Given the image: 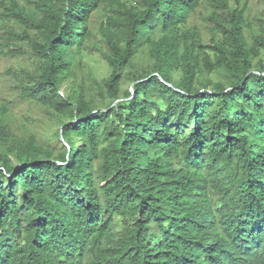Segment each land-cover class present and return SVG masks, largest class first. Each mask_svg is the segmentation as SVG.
<instances>
[{"label":"trees","instance_id":"obj_1","mask_svg":"<svg viewBox=\"0 0 264 264\" xmlns=\"http://www.w3.org/2000/svg\"><path fill=\"white\" fill-rule=\"evenodd\" d=\"M249 2L0 0V264H264ZM21 102L63 151L15 126Z\"/></svg>","mask_w":264,"mask_h":264},{"label":"rangeland","instance_id":"obj_2","mask_svg":"<svg viewBox=\"0 0 264 264\" xmlns=\"http://www.w3.org/2000/svg\"><path fill=\"white\" fill-rule=\"evenodd\" d=\"M250 6L255 8V0H250ZM89 62L94 64L99 73L105 72L106 68L101 59L94 55H90ZM10 65L4 59H0V72L4 71ZM6 79L0 76V92L4 91ZM131 88V83L126 78L122 81V90ZM14 120L16 127H24L28 133H34L38 140L45 146L54 149L57 152L64 150L62 138L59 136L61 124L43 115V110L40 107L28 103H19L14 110Z\"/></svg>","mask_w":264,"mask_h":264},{"label":"water","instance_id":"obj_3","mask_svg":"<svg viewBox=\"0 0 264 264\" xmlns=\"http://www.w3.org/2000/svg\"><path fill=\"white\" fill-rule=\"evenodd\" d=\"M131 91H133V87L131 88ZM70 153V152H69Z\"/></svg>","mask_w":264,"mask_h":264}]
</instances>
